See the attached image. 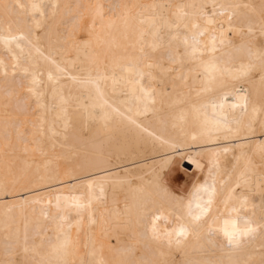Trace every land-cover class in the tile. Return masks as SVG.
Masks as SVG:
<instances>
[{
  "label": "bare ground",
  "instance_id": "bare-ground-1",
  "mask_svg": "<svg viewBox=\"0 0 264 264\" xmlns=\"http://www.w3.org/2000/svg\"><path fill=\"white\" fill-rule=\"evenodd\" d=\"M0 264H264V0H0Z\"/></svg>",
  "mask_w": 264,
  "mask_h": 264
},
{
  "label": "rangeland",
  "instance_id": "rangeland-1",
  "mask_svg": "<svg viewBox=\"0 0 264 264\" xmlns=\"http://www.w3.org/2000/svg\"><path fill=\"white\" fill-rule=\"evenodd\" d=\"M198 173V170L189 167L188 162L177 160L169 170L166 179L176 188H187Z\"/></svg>",
  "mask_w": 264,
  "mask_h": 264
}]
</instances>
